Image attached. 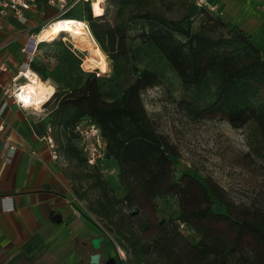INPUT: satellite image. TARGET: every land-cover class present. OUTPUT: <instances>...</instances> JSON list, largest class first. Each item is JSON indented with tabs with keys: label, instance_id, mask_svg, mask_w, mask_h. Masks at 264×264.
Returning a JSON list of instances; mask_svg holds the SVG:
<instances>
[{
	"label": "trees",
	"instance_id": "obj_1",
	"mask_svg": "<svg viewBox=\"0 0 264 264\" xmlns=\"http://www.w3.org/2000/svg\"><path fill=\"white\" fill-rule=\"evenodd\" d=\"M117 1L114 22L102 19L104 13L95 16L90 2L76 6L78 15H65L88 22L112 60L110 74L83 70L81 55L62 40L54 41L62 48L44 55L41 41L30 64L40 78L56 84L49 106L53 113L65 114L57 125L93 118L107 139L106 157L118 168L119 184L114 186L98 167H88L74 136H68L67 152L77 161L78 178L89 181L78 195L86 199L89 191L96 192L88 211L110 231L112 244L126 251L131 264H264V204L236 203L214 181L204 184L187 174L176 178L173 143L158 130L142 96L162 82L170 67L181 80L178 103L190 118L214 114L235 128L253 121L264 140L260 46L247 30L192 0V8L180 17L147 8L149 0ZM134 20L148 23L138 33L146 47L131 43ZM143 51L151 55L152 65L140 68L135 58ZM168 194L178 196V218L152 221L140 216L141 207ZM215 201L223 211L214 208ZM178 220L186 223L189 233L179 229ZM246 237L252 246L245 243Z\"/></svg>",
	"mask_w": 264,
	"mask_h": 264
},
{
	"label": "crops",
	"instance_id": "obj_2",
	"mask_svg": "<svg viewBox=\"0 0 264 264\" xmlns=\"http://www.w3.org/2000/svg\"><path fill=\"white\" fill-rule=\"evenodd\" d=\"M38 1L39 9L27 11L24 18L10 13L0 21V84L17 75L19 82H26L19 73L25 61L23 47L57 14L47 0ZM208 1L216 6L214 13L247 30L254 41L258 34L261 45L255 42L264 53V0ZM45 82L56 89L48 79ZM52 99L40 107H22L0 88V107L7 102L0 114V264H91L90 255L96 251L101 253L98 264H104L115 255L110 231L83 207L84 198L78 195L80 171L67 152L68 135L57 125L65 114L52 112ZM48 124L54 126L66 162L51 157L43 138ZM3 196L13 197V210L2 209ZM104 234L107 239L95 250L91 239Z\"/></svg>",
	"mask_w": 264,
	"mask_h": 264
},
{
	"label": "rangeland",
	"instance_id": "obj_3",
	"mask_svg": "<svg viewBox=\"0 0 264 264\" xmlns=\"http://www.w3.org/2000/svg\"><path fill=\"white\" fill-rule=\"evenodd\" d=\"M102 6L104 8L102 19L114 22L118 14V1L103 0ZM146 6L159 9L171 17H180L187 9L192 8L189 0H149ZM78 8L72 9L68 15H78ZM125 12L128 11L125 10ZM147 27L148 23L143 20H134L131 23V43L134 46L139 44L141 47H146L147 44L142 41L138 33ZM56 40H62L65 46H70L81 55L80 66L83 70L102 73L98 67L84 66V58L86 60L92 57L89 46L67 33L42 42L41 55L62 48L63 45L54 43ZM255 41L261 45L258 34L255 36ZM102 50L108 61V71L105 74H110L113 70L112 60L103 47ZM150 56L143 51L139 57L135 58V62L140 68L147 64L150 66L152 65L149 61ZM162 62L164 63L161 60L160 64ZM48 80L55 84L52 79ZM182 93L181 80L170 67H166L159 85L142 93L145 106L158 130L168 134L177 153L176 156H172L175 177L180 178L187 174L204 184L214 181L222 186L236 203L264 204V140L257 131L255 122L250 121L243 127L235 128L225 118L214 114H207L202 119L194 120L180 108L178 101ZM108 165L116 164L110 160ZM114 167L115 172L106 173L104 177L115 186L119 179L118 168ZM186 179L187 177H184L183 181ZM77 183L82 185L84 190L89 181L85 178L82 180L77 178ZM95 193V191H89L88 197L84 199L83 207L86 210H88L90 197ZM214 208L218 211L224 210L218 201H215ZM179 211L178 196L168 194L161 195L141 207L140 216L152 221H157L160 217L175 219L178 218ZM219 225L225 226V223L220 222ZM193 236L197 237V235L189 237L193 238ZM246 242L249 246L253 245L249 237H246ZM116 264H121V261L118 259Z\"/></svg>",
	"mask_w": 264,
	"mask_h": 264
},
{
	"label": "built area",
	"instance_id": "obj_4",
	"mask_svg": "<svg viewBox=\"0 0 264 264\" xmlns=\"http://www.w3.org/2000/svg\"><path fill=\"white\" fill-rule=\"evenodd\" d=\"M93 1L94 0H47V3L49 5L55 6L57 8V14L55 17H52L44 24H42L41 29H43L45 26H49L55 20L65 18V15H67L72 9L84 2H90L92 11L94 13ZM192 1L198 7H206L211 11L217 10L216 6L211 4L208 0ZM39 7L40 5L38 0H0V21L10 13L15 14L18 18H24L27 11L32 9L37 10L39 9ZM87 26L89 27L88 23ZM40 42V38H38L36 35H30L23 47V51L25 53V61L19 73L20 76L23 77L26 81L29 79V70L34 71L31 68L30 64L37 55ZM23 84L24 83L19 82V76L17 75L13 77L10 82L6 84H0V88L3 90V93L7 97L13 98L14 101L20 104L22 107H26L28 106V104L21 96V92L23 91ZM6 105L7 102H3L0 107V114H2ZM2 127L3 125H0V129H2ZM59 129L61 130L62 134L74 136L76 146L84 156L89 168L98 167L104 175H106V173L115 172V167L108 165L109 160L106 157L107 139L102 134L100 126L93 118L89 116H83L69 126L59 125ZM53 132L54 126L52 124H48L43 135V138L48 143L51 157L55 160H63L64 162H66L64 156L61 153L60 146L54 138ZM13 149L14 145H10V152H12ZM1 202L2 209L4 211L13 210L15 207L12 196H3L1 198ZM177 224L179 229L183 232H190L188 226L184 221L178 220ZM114 243V245L116 246V255L121 261V264H131L127 261L126 251L117 242Z\"/></svg>",
	"mask_w": 264,
	"mask_h": 264
},
{
	"label": "bare ground",
	"instance_id": "obj_5",
	"mask_svg": "<svg viewBox=\"0 0 264 264\" xmlns=\"http://www.w3.org/2000/svg\"><path fill=\"white\" fill-rule=\"evenodd\" d=\"M102 1L103 0L93 1L95 16L104 13ZM64 33L74 36L78 41L86 43L87 46H89L92 57H88V59L84 60L83 64L85 67H98L102 73L108 71L107 57L97 41L93 38L91 30L83 19L66 17L55 20L39 32L38 38H40L41 41H50ZM28 76L29 79L23 84L21 96L28 105L40 107L53 96L55 88L53 85L46 83L45 80L40 78L35 71L29 70Z\"/></svg>",
	"mask_w": 264,
	"mask_h": 264
},
{
	"label": "water",
	"instance_id": "obj_6",
	"mask_svg": "<svg viewBox=\"0 0 264 264\" xmlns=\"http://www.w3.org/2000/svg\"><path fill=\"white\" fill-rule=\"evenodd\" d=\"M60 215V213H58ZM57 214V215H58ZM105 240V235H98V236H94L91 239V244L93 246V248L95 250H99L102 242ZM116 251H115V255H110L105 261L104 264H116L118 261V257L116 255ZM100 258H101V253L99 251H96L94 253H92L90 255V262L91 264H98L100 262Z\"/></svg>",
	"mask_w": 264,
	"mask_h": 264
}]
</instances>
